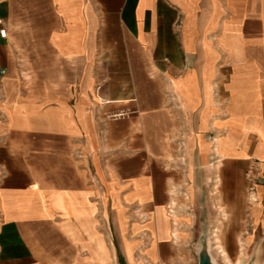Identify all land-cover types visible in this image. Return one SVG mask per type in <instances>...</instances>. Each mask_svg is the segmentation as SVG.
I'll list each match as a JSON object with an SVG mask.
<instances>
[{"label":"crops","instance_id":"1","mask_svg":"<svg viewBox=\"0 0 264 264\" xmlns=\"http://www.w3.org/2000/svg\"><path fill=\"white\" fill-rule=\"evenodd\" d=\"M0 15V264H178L202 243L220 133L236 226L264 244V0Z\"/></svg>","mask_w":264,"mask_h":264},{"label":"rangeland","instance_id":"2","mask_svg":"<svg viewBox=\"0 0 264 264\" xmlns=\"http://www.w3.org/2000/svg\"><path fill=\"white\" fill-rule=\"evenodd\" d=\"M224 162L221 161V177L212 179L209 182V201L210 210L204 214L207 217V224L203 227L202 243L188 245L182 243L180 246L184 249L183 259L178 264H200V257L203 254L209 255L210 240L213 242L214 231L218 229V236L221 239V245L224 248L227 259L220 255L214 246L211 248L214 262L212 264H264V244L250 243L247 236V228L240 229L236 226L238 223L235 217L239 215L240 198V177L231 179L224 178L223 172H235L234 166L229 165L223 168ZM218 163L209 166L213 173L217 171ZM253 191V188L250 189ZM253 198L254 194L246 195V199ZM221 222V224H219ZM220 226V227H219ZM241 230V231H240ZM244 242V251L241 252L240 242ZM190 249L192 252H190ZM210 257V256H209ZM211 260V258H210Z\"/></svg>","mask_w":264,"mask_h":264},{"label":"bare ground","instance_id":"3","mask_svg":"<svg viewBox=\"0 0 264 264\" xmlns=\"http://www.w3.org/2000/svg\"><path fill=\"white\" fill-rule=\"evenodd\" d=\"M213 141V152H214V155L217 156L219 158V164L217 166H220L221 165V161H222V156H223V153H222V148H223V142L221 140V133L214 136V138L212 139ZM210 169V168H209ZM254 198V197H253ZM221 224V222L219 223ZM220 227V226H219ZM214 239H213V242H211L210 240V246H209V256L211 258V262L213 263L214 262V257L212 255V252H211V248L214 246V248L217 250V252L225 258L227 259V255H226V252L224 250V248L222 247L221 245V239L220 237L218 236V229L214 231ZM174 235L176 236L177 238V232H174ZM240 242V250L241 252L244 251V242L242 240H239Z\"/></svg>","mask_w":264,"mask_h":264},{"label":"built area","instance_id":"4","mask_svg":"<svg viewBox=\"0 0 264 264\" xmlns=\"http://www.w3.org/2000/svg\"><path fill=\"white\" fill-rule=\"evenodd\" d=\"M0 37L3 39L7 37V29L5 27L4 20L1 15H0ZM2 73H4V71H2Z\"/></svg>","mask_w":264,"mask_h":264},{"label":"water","instance_id":"5","mask_svg":"<svg viewBox=\"0 0 264 264\" xmlns=\"http://www.w3.org/2000/svg\"><path fill=\"white\" fill-rule=\"evenodd\" d=\"M200 264H212V262L210 260V257H209V255L207 253L201 255Z\"/></svg>","mask_w":264,"mask_h":264}]
</instances>
